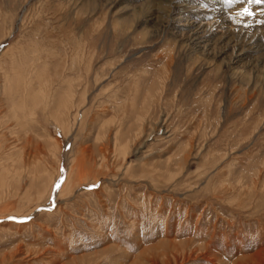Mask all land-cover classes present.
<instances>
[{
  "label": "rangeland",
  "instance_id": "obj_1",
  "mask_svg": "<svg viewBox=\"0 0 264 264\" xmlns=\"http://www.w3.org/2000/svg\"><path fill=\"white\" fill-rule=\"evenodd\" d=\"M143 1L0 0V264H264V61Z\"/></svg>",
  "mask_w": 264,
  "mask_h": 264
},
{
  "label": "bare ground",
  "instance_id": "obj_2",
  "mask_svg": "<svg viewBox=\"0 0 264 264\" xmlns=\"http://www.w3.org/2000/svg\"><path fill=\"white\" fill-rule=\"evenodd\" d=\"M175 1L145 0L139 6L141 7L139 10L141 11L140 17L148 14L147 20L154 21L158 18L159 11L164 12L169 20L177 23L176 37L182 40L187 39V42L191 43L194 48L199 47V49H203V52L209 53L210 47L216 43H225L223 45L228 49L233 44L232 49L236 51L235 54L237 53L234 57V60L236 59L234 63L246 58L248 54H256L255 60L257 62L264 61V44H261L260 31L253 28L252 22L249 20L248 22L246 18L237 19L235 24L231 22L225 18V11L222 12L219 0H197L198 2L195 1L193 4H179ZM134 14L136 15V11Z\"/></svg>",
  "mask_w": 264,
  "mask_h": 264
},
{
  "label": "snow or ice",
  "instance_id": "obj_3",
  "mask_svg": "<svg viewBox=\"0 0 264 264\" xmlns=\"http://www.w3.org/2000/svg\"><path fill=\"white\" fill-rule=\"evenodd\" d=\"M233 0H228V3H232ZM253 3H261V0H252ZM241 15H251V13L249 12L248 9H245L243 13H241ZM59 189H57L58 191Z\"/></svg>",
  "mask_w": 264,
  "mask_h": 264
}]
</instances>
